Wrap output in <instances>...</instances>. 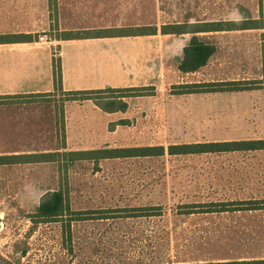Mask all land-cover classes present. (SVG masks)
<instances>
[{
    "label": "rangeland",
    "instance_id": "374dc122",
    "mask_svg": "<svg viewBox=\"0 0 264 264\" xmlns=\"http://www.w3.org/2000/svg\"><path fill=\"white\" fill-rule=\"evenodd\" d=\"M50 11L56 22L55 0H50ZM151 11L153 24L193 16L199 21L234 20L230 24L236 27L250 22L264 29V0H151ZM262 40L261 58L227 61L221 71L222 76L241 77L239 81H256L253 90L180 94L188 89L181 86L203 83L207 74L200 71L199 78L185 80L188 84L158 91L56 92L45 100L2 103H53L57 138L38 145L0 142V151L39 154L56 148L46 152L61 154L47 158L54 161L22 158L0 166V264L264 260V150L168 152L171 145L264 139V33ZM85 100L106 111L118 110L108 126L113 133L95 149H83L91 144L76 141L68 148L67 104ZM155 146L164 147L165 154L70 161L79 156L64 153ZM59 190L71 212L82 214L66 211L59 222L35 224L32 216L40 203ZM222 208L226 211H218ZM70 218L80 220L68 230L62 221Z\"/></svg>",
    "mask_w": 264,
    "mask_h": 264
},
{
    "label": "crops",
    "instance_id": "0c3cea01",
    "mask_svg": "<svg viewBox=\"0 0 264 264\" xmlns=\"http://www.w3.org/2000/svg\"><path fill=\"white\" fill-rule=\"evenodd\" d=\"M55 8L56 22L49 17L50 0H0V97L54 93L55 58L61 61L64 92L151 87L158 91L167 85L188 84V77L203 75L200 71L207 74L201 78L203 83L239 81L241 77L231 78L230 73L222 76L227 61H248L263 54L260 26L214 30L211 25L217 22L193 16L153 24L151 0H55ZM225 21L235 22H218ZM171 25H185L187 30L161 32L163 26ZM151 27H157V33H148ZM40 33L45 39H36ZM76 33L85 36L77 38ZM193 37L213 45L215 53L198 71L184 73L179 65ZM117 112L106 111L92 100L67 104L66 146L74 148L76 141L91 144L83 149L97 148L113 133L108 126ZM56 136L53 103L0 105V142L38 145L56 141ZM35 152L4 150L0 156Z\"/></svg>",
    "mask_w": 264,
    "mask_h": 264
},
{
    "label": "trees",
    "instance_id": "16d2710c",
    "mask_svg": "<svg viewBox=\"0 0 264 264\" xmlns=\"http://www.w3.org/2000/svg\"><path fill=\"white\" fill-rule=\"evenodd\" d=\"M228 23V24H227ZM232 22H217L211 25L214 30H231L234 24ZM250 22H244L240 29L257 28L256 25H249ZM229 25V26H227ZM185 25H171L163 26L161 29L162 33L165 34H180L186 31ZM148 33H157V27H151ZM77 38H82L85 34L76 33L73 34ZM215 53V47L213 45L206 44L196 37H193L189 45L184 49V59L180 62L179 69L184 73L196 72L203 66H205L209 58ZM54 81L55 91L64 92L62 88V71L60 58L54 60ZM182 88H188L187 91L181 92L180 94H192V93H203V92H228V91H246L257 89L258 83L256 81H231L222 83H201V84H190L181 86ZM138 91L140 93L148 91V88H127L108 90L113 92L118 91ZM38 94L29 96H10L0 97V104L4 102H33L37 99L45 100L49 99L52 94ZM69 95H88L94 92H66ZM108 111V110H107ZM264 150V139L263 140H242V141H231V142H210V143H196V144H181L171 145L168 148L170 155H187V154H205V153H218V152H235V151H257ZM73 156H79L74 160H95L100 159H112V158H130V157H148V156H161L165 154V148L162 146L155 147H137V148H115V149H100V150H88V151H76V152H64ZM61 152H46L39 154H25V155H3L0 156V166L6 164H13L17 162L15 159L30 158L32 160L27 162H47L54 160H47L48 157L59 155ZM19 163V162H18ZM241 203V202H240ZM255 204L252 202H247ZM231 205V204H230ZM226 208L219 209L218 211L223 212ZM242 210L256 209L255 207L241 208ZM240 210V209H237ZM66 211H69L74 215H81L80 212H71V208L66 204L65 194L62 191H54L46 196V198L40 203L37 212L32 216L35 224L59 222L57 219L65 217ZM235 211V210H234ZM91 213V212H88ZM79 218H70L63 220V224L70 230L71 223L78 221ZM195 264H264V260H250V261H230V262H207V263H195Z\"/></svg>",
    "mask_w": 264,
    "mask_h": 264
},
{
    "label": "built area",
    "instance_id": "2783aa9c",
    "mask_svg": "<svg viewBox=\"0 0 264 264\" xmlns=\"http://www.w3.org/2000/svg\"><path fill=\"white\" fill-rule=\"evenodd\" d=\"M43 39H45L44 37H40V40H43Z\"/></svg>",
    "mask_w": 264,
    "mask_h": 264
}]
</instances>
